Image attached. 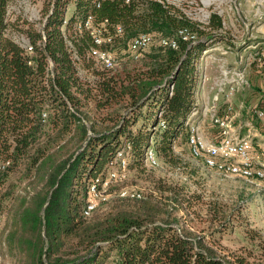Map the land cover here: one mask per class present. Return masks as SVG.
<instances>
[{"label": "trees", "instance_id": "obj_1", "mask_svg": "<svg viewBox=\"0 0 264 264\" xmlns=\"http://www.w3.org/2000/svg\"><path fill=\"white\" fill-rule=\"evenodd\" d=\"M11 1L0 0V166L8 162L0 171V185L16 172L27 183L8 214L9 250L24 255L26 264H264L261 238L251 236L245 254L225 256L214 241L197 235L190 216L200 195L189 193L184 184L157 180L155 196H117L107 209L108 201L83 214L90 183L118 168V152L127 176L130 169L149 167L148 148L156 161L189 169L174 147L179 139L186 145L185 122L197 108L198 58L209 41H226L221 16L211 13L200 25L174 5L155 0H49L44 44L36 45L41 33L27 24L34 46L27 53L6 36ZM70 4L73 12L66 17ZM89 16L102 37L110 38L101 48L113 55V71L99 65L104 71L92 69L93 38L82 26ZM183 29L197 41H182L178 32ZM141 34L150 35L152 43L135 58L130 43ZM163 38L176 39L178 48L161 45ZM125 54L130 60L119 67L117 59ZM251 65L256 82L264 84V63ZM77 68L99 79L83 81ZM259 91L251 107L263 105L264 88ZM207 126L206 136L216 133ZM208 214L217 233L224 231L218 210Z\"/></svg>", "mask_w": 264, "mask_h": 264}, {"label": "rangeland", "instance_id": "obj_2", "mask_svg": "<svg viewBox=\"0 0 264 264\" xmlns=\"http://www.w3.org/2000/svg\"><path fill=\"white\" fill-rule=\"evenodd\" d=\"M177 7L191 21L201 23L211 13H217L223 20V34L226 41H209V47L221 46L229 49L226 57L228 65L234 63L242 50V46L236 50V43L245 38V32H252L255 37H264V0H165ZM49 0H12L9 5L10 13L7 18L8 28L6 36L16 40L18 37H27V24H32L33 29L38 31L45 19L44 13L49 5ZM73 12V5L66 9V17ZM247 26V27H246ZM245 31V32H244ZM264 42V40H262ZM215 42V43H214ZM250 41L246 42L249 43ZM250 44V43H249ZM264 45V44H263ZM251 49L245 50L248 55ZM217 55L218 52H215ZM244 54V53H243ZM119 67L129 61L127 54L118 57ZM221 63L206 59L207 76L209 81L204 89V97H211L210 87L215 78H218V68ZM118 67V68H119ZM98 72L102 70L96 63L92 68ZM255 67L250 65L247 69L248 87L242 93L236 94L232 99L233 108L239 113L236 125H243L247 119L244 111L253 104H256L260 97V89L264 88L263 80L256 82ZM83 81L94 83L99 78L92 72L81 74ZM252 83V84H251ZM251 84V86H250ZM255 85L256 87H253ZM259 89V90H258ZM202 103V97H198ZM208 119H202V130L207 133ZM209 135V134H208ZM175 154L190 163L189 169L180 170L170 167L163 162L157 161V167L152 169H130L127 182L120 187L138 188L144 197L155 196L156 191L153 182L163 180L184 184L189 193L200 195L201 203L194 207L193 220L194 231L197 235L205 237L207 242L214 241L213 247L220 255L232 256L241 255L252 247L250 237L264 240V189L262 185L250 186L241 179L225 178L218 173L211 171L200 163L192 160L188 154L187 147L181 139L174 147ZM260 157V154L258 153ZM19 172L7 177L4 185H0V246L3 250V264H26L24 255L16 250H9L6 243L10 226L8 225V214L13 205L17 204L20 195H24V186L27 181L22 179ZM119 185H111V194L107 207L113 205L117 200ZM214 209L218 210L217 219L224 222L226 228L217 233L216 224L209 222L210 214ZM222 213H224L222 217ZM20 236V234L18 235ZM212 244V243H211ZM16 249V248H15Z\"/></svg>", "mask_w": 264, "mask_h": 264}, {"label": "built area", "instance_id": "obj_3", "mask_svg": "<svg viewBox=\"0 0 264 264\" xmlns=\"http://www.w3.org/2000/svg\"><path fill=\"white\" fill-rule=\"evenodd\" d=\"M129 0H126L128 2ZM162 4L167 3L165 0H155ZM10 9H7V18ZM209 16L205 22L200 25L207 24ZM43 23L38 30L42 39L37 42V46L44 44L45 35L43 32ZM66 21L63 22L65 24ZM83 28L89 32L93 38V46L89 49V56L93 58L95 63L106 71H113L116 63L113 55L102 49L104 42H110V38L102 37V30L92 24V18L89 16L83 22ZM120 28H117V33ZM178 37L185 42L195 43L197 37L190 33L187 29L180 30ZM66 44L70 49L72 44L64 35ZM27 53H32L34 46L27 37L21 36L14 40ZM152 43V37L148 34H141L130 43V50L137 58L140 51L145 50ZM160 44L171 49L178 48L176 39H161ZM264 42L250 43L248 48L251 49L248 55L239 53L236 61L228 65L226 57L229 49L221 46L209 47L202 51L196 67L199 71L197 85V108H195L187 117L185 125L188 126V137L186 141L188 153L190 157L199 161L207 169L222 175L225 178L241 179L250 186L262 185L264 189V103L260 107L250 106L246 112L254 116V120L246 119L243 125H236L239 113L233 108L232 99L236 94L245 90L249 82L247 79V69L253 62L264 63ZM215 52H218L216 55ZM74 62L78 61L75 52L72 53ZM206 59L213 62H219L218 78H215L210 87L211 97H204V89L209 81L207 76ZM52 63L49 62L48 73L52 76ZM79 75L82 70L77 68ZM198 97H202L200 103ZM246 117V116H245ZM202 119H208L210 129L216 130L215 134L206 136L202 130ZM163 127V124L160 123ZM260 154V157L258 156ZM122 152H118L114 160L118 168H112L101 179H95L89 185L88 202L83 211L84 216H89L100 203L107 202L111 196L109 193L111 185H120L127 179L126 162L122 156ZM145 162L149 167H156V156L152 148H148L145 152ZM8 165V162L0 166V171ZM116 196L127 199H142L143 194L138 188L120 187ZM3 251L0 246V264H3Z\"/></svg>", "mask_w": 264, "mask_h": 264}, {"label": "crops", "instance_id": "obj_4", "mask_svg": "<svg viewBox=\"0 0 264 264\" xmlns=\"http://www.w3.org/2000/svg\"><path fill=\"white\" fill-rule=\"evenodd\" d=\"M223 29H224V27H223ZM221 32H223V30ZM245 34L246 35H245V38L243 39V41H241L240 43H236V50H237L238 47H241V46L243 47L241 51H238L239 53H242V54L243 53L245 54V50L246 49H249L248 48L249 43H263L262 40H264V37L263 36L255 37L252 32H249L248 33V30H246ZM248 41H250V42L249 43H246Z\"/></svg>", "mask_w": 264, "mask_h": 264}]
</instances>
